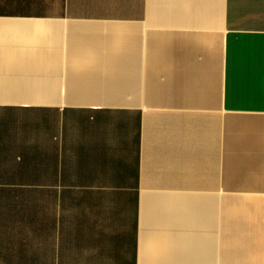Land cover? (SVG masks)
Masks as SVG:
<instances>
[{"label": "crops", "instance_id": "crops-1", "mask_svg": "<svg viewBox=\"0 0 264 264\" xmlns=\"http://www.w3.org/2000/svg\"><path fill=\"white\" fill-rule=\"evenodd\" d=\"M0 264H264V0H0Z\"/></svg>", "mask_w": 264, "mask_h": 264}]
</instances>
